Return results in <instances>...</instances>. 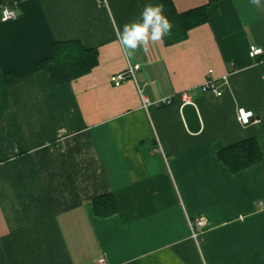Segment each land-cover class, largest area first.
<instances>
[{
    "label": "crops",
    "instance_id": "1",
    "mask_svg": "<svg viewBox=\"0 0 264 264\" xmlns=\"http://www.w3.org/2000/svg\"><path fill=\"white\" fill-rule=\"evenodd\" d=\"M163 1L177 14L207 3L1 0L0 264H264V55L248 56L264 53V0L218 1L185 39L129 59L118 32ZM4 6L15 17L1 22ZM56 41L95 49L97 65L54 85L37 65ZM128 64L140 65L136 83L115 87ZM209 70L220 96L200 90ZM247 139L262 159L231 174L217 154ZM104 195L117 212L98 217ZM197 216L199 246L187 223Z\"/></svg>",
    "mask_w": 264,
    "mask_h": 264
},
{
    "label": "trees",
    "instance_id": "2",
    "mask_svg": "<svg viewBox=\"0 0 264 264\" xmlns=\"http://www.w3.org/2000/svg\"><path fill=\"white\" fill-rule=\"evenodd\" d=\"M218 1L221 0H207L206 5L181 14L173 10L169 1H163L165 15L173 24L171 35L165 37L164 41L170 44L185 39L191 28L206 22L208 8ZM97 63L98 55L95 49L85 48L78 41H56L51 44L49 57L40 61L37 67L50 75L54 85L61 86L89 74ZM217 157L231 174L256 165L262 159L255 139H247L223 148ZM92 209L98 217H108L117 212L111 195L94 199Z\"/></svg>",
    "mask_w": 264,
    "mask_h": 264
},
{
    "label": "built area",
    "instance_id": "3",
    "mask_svg": "<svg viewBox=\"0 0 264 264\" xmlns=\"http://www.w3.org/2000/svg\"><path fill=\"white\" fill-rule=\"evenodd\" d=\"M96 5L98 7H106L107 6V0H95ZM15 17V14L12 9L9 7H2L1 8V22H6ZM264 53L262 49L257 48L255 46H249L248 49V56L251 59L258 58L263 56ZM140 65L139 64H128L127 67L118 73H115L111 75L110 82L115 86L118 87L121 83L125 82L126 80H132L134 83H136L135 80V74L139 71ZM220 83H225V77H222L220 79ZM201 92L204 93H211L215 96H220V84H218V80L212 76V70L207 71L205 80L200 85ZM180 98L182 100V104H191L190 97L187 93H182L180 95ZM141 103L142 107L146 108L147 105H149L148 101L141 96ZM171 100L170 98H164L155 103V105L158 106H168L170 105ZM253 115L251 112H246L243 109H238L237 111V120L242 125L249 124L250 120L252 119ZM188 229L190 233V239L194 241L196 246H199V243L203 239V235L205 233L206 227H207V221L205 218L201 216H197L193 219H188ZM98 264H104L102 260L98 262Z\"/></svg>",
    "mask_w": 264,
    "mask_h": 264
},
{
    "label": "clouds",
    "instance_id": "4",
    "mask_svg": "<svg viewBox=\"0 0 264 264\" xmlns=\"http://www.w3.org/2000/svg\"><path fill=\"white\" fill-rule=\"evenodd\" d=\"M257 8L262 6V0H250ZM173 24L165 15L162 3L146 4L139 19L125 23L122 31L117 34V42L129 59L135 57L138 51L148 54L153 46L163 44L165 37L172 33Z\"/></svg>",
    "mask_w": 264,
    "mask_h": 264
}]
</instances>
